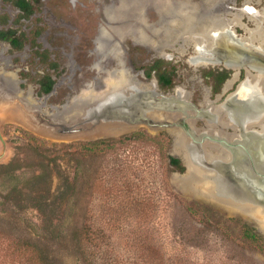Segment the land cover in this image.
<instances>
[{"label": "rangeland", "instance_id": "obj_1", "mask_svg": "<svg viewBox=\"0 0 264 264\" xmlns=\"http://www.w3.org/2000/svg\"><path fill=\"white\" fill-rule=\"evenodd\" d=\"M29 1L34 12L22 19L0 0V30L23 36L20 50L0 41V165L13 160L18 166L0 178V264H29L16 254L20 238L50 247L61 264H84L74 248L76 231L95 238L92 255L107 264H264L243 242L238 226L228 228L223 221L240 219L258 230L255 222L180 188L187 169L171 171L167 159L178 158L184 166L178 152L191 146L179 131L102 123L61 135L33 118L40 112L63 125H81L85 111L115 88L145 89L143 70L160 59L168 61L176 84L198 105L210 95L202 76L207 68L187 64L193 55L191 39L177 33L172 37L173 28L182 14L196 8L198 16L212 11L253 28L252 18L235 8L244 2L259 9L264 0ZM197 62L207 63L203 58ZM45 74L55 83L50 94L39 95L38 82ZM195 127L200 129L201 123ZM176 134L183 146L175 141ZM110 139L114 141L92 151L84 147ZM36 146L49 148L52 152H45L56 155L54 163ZM45 165L48 176L33 179ZM66 182L70 188L65 186L67 193L59 199L58 189ZM12 188L13 200L5 202ZM41 199L49 204L45 214L35 207ZM191 202L211 207L223 226H203Z\"/></svg>", "mask_w": 264, "mask_h": 264}, {"label": "flooded vegetation", "instance_id": "obj_2", "mask_svg": "<svg viewBox=\"0 0 264 264\" xmlns=\"http://www.w3.org/2000/svg\"><path fill=\"white\" fill-rule=\"evenodd\" d=\"M4 1V0H3ZM29 3L30 1L27 0ZM5 3L10 4L13 6L19 13L20 17L22 19H27L33 14L32 13L29 16H25L24 13L17 8L13 3L6 2ZM31 4V3H30ZM32 5V4H31ZM235 11L240 12L241 14L247 15L249 18H252V26L253 28H248L246 25L242 23V20H228L229 23H233L231 21H234L233 25L229 26V31L234 36L233 38L240 40L241 43L245 44L246 46H253L255 49H262L264 50V16L262 15V12L264 13V3L263 7L259 9H255L253 7L245 5L244 2L241 4L239 8H235ZM224 13V11H222ZM221 18L223 20H227L225 17ZM241 18V17H240ZM0 23L3 25L4 20L3 18L0 19ZM259 23V24H258ZM241 29L243 31V35L238 34L236 29ZM228 29L217 31L218 33H224L228 31ZM254 30V33H251V31ZM6 31H12L13 32V38L16 40H19V43L21 44V48L23 47V40L22 35L16 36V33L14 30L11 29H1L0 32H6ZM257 35H254L256 34ZM216 33V32H215ZM208 40L210 42V45H202L200 47H196L194 44L192 45L193 48V55H190L186 62L189 66L193 68H199V67H205L207 68L206 72H202V76L205 79V82H207L209 85V91L210 95H206L200 103H198V108H203L204 110H207L209 112V115L213 117L214 119L207 120H195L193 122L192 128H194V131L197 135L202 134L203 132L206 133L208 136H213L215 138L223 139L226 143L232 145V146H241L240 144L244 141L243 139L252 138L254 140V144L251 147H254L255 150H252V154L256 158L253 160V162L256 163L257 168L259 166V161H264V132L261 133V127H259V123L264 120V73L262 71L251 69L248 65L245 66H228L225 64L224 61L221 59L225 58L223 53H226L224 50L225 44L227 45L226 39H220L219 45L214 46V39H212V35L209 37ZM241 40H244L246 42H243ZM0 41H3L0 38ZM249 41V43H248ZM213 42V43H212ZM13 50H20L12 47L8 42H6ZM213 45V46H212ZM217 48V49H216ZM205 49H216L215 51H208L210 52V55L204 54L201 50ZM221 49V50H220ZM227 50H237L236 48L228 47L225 48ZM212 53V54H211ZM229 53V52H228ZM223 57V58H222ZM205 59V60H211L213 61H220V62H213V63H205V65H201L200 63L203 62H197L194 61V59ZM166 60H170L171 58L166 57L164 58ZM217 59V60H216ZM162 62L161 64L157 65L153 71H151L150 75H147L148 68L154 66L155 64H152L148 66L147 68H144L143 74L145 83H142L141 85L145 87L146 86L151 87L150 90H153V81L156 84V92L162 93V94H175V91L182 93L180 91L183 90L180 88L175 81V70L169 68L170 64L168 61L160 59ZM204 64V63H203ZM231 64V63H230ZM49 64V68H50ZM56 65V64H55ZM172 67V66H171ZM159 68V69H157ZM167 68L170 69V75L172 74V79L169 84H163V80L159 79V72L167 70ZM51 69V68H50ZM56 68L51 70H56ZM160 74V73H159ZM49 75V74H48ZM249 77V79H248ZM53 80V79H52ZM40 81V80H39ZM54 81V80H53ZM261 82V83H260ZM55 83V82H54ZM263 84V85H262ZM54 86V85H53ZM53 89V87H52ZM179 90V91H178ZM185 91V90H183ZM38 92H39V84H38ZM52 92V90L47 94H41V95H48ZM186 92V91H185ZM187 93V92H186ZM39 94V93H38ZM234 94V95H233ZM183 95V94H182ZM187 97H190V93H187ZM232 98H235L234 102H230ZM190 101V100H189ZM254 101V102H253ZM191 102V101H190ZM192 103V102H191ZM228 104L226 108H224L225 104ZM205 104H207L210 107H215L217 109V113H213L212 111H209L207 108H205ZM230 105V107H229ZM263 114V115H261ZM241 119L243 120L241 122ZM248 121L246 123L245 121ZM222 122V123H221ZM237 122V123H236ZM240 122V123H238ZM201 123V128L197 129L195 127V124ZM244 125V129L246 131L241 134L240 128ZM248 132H252V136H249L250 134ZM236 135V136H235ZM249 136V137H248ZM233 138V139H232ZM190 141V140H188ZM189 145V144H188ZM203 146H211L212 148H209V154L216 155V149L222 151L224 154L228 155L227 159H221L219 162L222 163H232L236 162V165L232 169H227L224 167H219V169L215 168L213 171L218 173L220 177H222L224 180H226L228 183L233 184L237 189L239 190L240 197L244 200L250 203L252 206L253 204L246 200L244 190L242 186H240L238 183L235 184V180L238 181V177L236 174H244L246 171L245 165L248 163V160L246 162H243L242 159L244 156H246L245 152L251 151L249 146L243 147L244 149H239L241 153L239 154V157H233L234 155H238L237 153H231L229 152L224 146L222 147V144H212L210 142H206ZM213 146H220V147H213ZM256 146H259L258 148ZM247 148V149H246ZM261 148V149H260ZM257 151V154H256ZM262 152V155H261ZM211 156V155H210ZM230 157V158H229ZM218 160V158L212 159ZM213 161H208L213 163ZM224 161V162H223ZM250 162V161H249ZM217 163V162H216ZM258 164V165H257ZM264 165V164H263ZM244 167V168H243ZM206 171H211L208 169H203ZM232 178H230V177ZM259 188L264 187L263 182L257 183ZM244 187V186H243ZM255 207V206H253ZM259 208V207H258Z\"/></svg>", "mask_w": 264, "mask_h": 264}, {"label": "water", "instance_id": "obj_3", "mask_svg": "<svg viewBox=\"0 0 264 264\" xmlns=\"http://www.w3.org/2000/svg\"><path fill=\"white\" fill-rule=\"evenodd\" d=\"M234 36L228 30L224 33L214 32L212 39H214V46L219 45V40L226 39L227 45L225 44L223 53L225 58L221 59L229 67L232 66H245L248 65L251 69H256L264 73V50L255 49L253 46H246L241 43L240 40L233 38ZM213 43V42H212ZM207 46L210 45L208 40ZM213 46V45H212ZM232 47L237 50H227L225 48ZM217 49V48H216ZM216 49H205L201 50L204 54L210 55L208 51H215ZM221 50V49H220ZM229 52V53H228ZM212 54V53H211ZM217 60V59H216ZM207 62H220L206 60ZM231 63V64H230ZM177 91V90H176ZM175 91V93H176ZM183 94L182 96H175V94H162L156 92V84L153 81V90H145L142 88H115L113 92L102 102L90 107L85 111V114L80 122L81 125H63L54 120L47 118L40 112H34L33 118L40 124L48 128H51L56 133L61 135H70L81 131V126L90 125L96 127L99 124L109 123H124L129 126L145 125L148 128L159 129H175L185 136L189 141V146L194 150H203L204 144L210 142L212 144H222L229 152L234 153L240 149L241 146H232L226 143L223 139L208 136L206 133L197 135L192 128L195 120H213L214 118L209 115L207 110L198 108L191 103L187 97V93L180 89ZM178 97V98H177ZM235 98H232L230 102H234ZM254 102V101H253ZM228 104L224 105L226 108ZM230 107V105H229ZM264 112V109H263ZM154 115V116H153ZM159 116V118L155 117ZM263 115V114H261ZM241 134L244 131V125L240 128ZM252 136V132H248ZM248 136V137H249ZM220 147V146H213ZM250 147L245 152L246 156L243 157L242 161L248 163L245 165L246 171L244 174H236L238 181L235 184H239L243 188L246 200H249L253 206L264 209V187L259 188V182L264 183V161H259V166L256 167V163L253 160L256 158L252 154L254 147ZM257 148L259 146H256ZM195 150V151H196ZM197 152V151H196ZM257 154V151H256ZM250 161V162H249ZM237 162V161H236ZM236 162L222 163L217 162L214 165L211 162H205L200 160L198 164L203 169L213 171L215 168L224 167L232 169L236 165ZM185 167V165H184ZM244 168V167H243ZM183 177L185 175H178ZM244 186V187H243ZM259 233L264 235L262 232L257 230Z\"/></svg>", "mask_w": 264, "mask_h": 264}, {"label": "trees", "instance_id": "obj_4", "mask_svg": "<svg viewBox=\"0 0 264 264\" xmlns=\"http://www.w3.org/2000/svg\"><path fill=\"white\" fill-rule=\"evenodd\" d=\"M6 2L13 3L17 8H19L24 15L27 17L32 13L33 6L27 1V0H4ZM0 38L3 41L8 42L12 47L16 49L21 48V44L19 43V40H16L13 38V32L12 31H6V32H0ZM161 60L154 61V66L148 68L147 75L149 76L151 71L158 67L159 63L161 64ZM51 69H55L56 65L52 64L50 65ZM159 69V68H157ZM170 70H165L162 72H159V79L163 80V84H171L170 81L172 79V74L170 75ZM39 84V95L41 94H47L52 90V87L54 85V81L52 80L51 76L48 74H45L43 77H41ZM171 86V85H170ZM114 140H101V141H95L86 144L87 149L89 151H92L94 149L100 148L99 146L102 143H109L113 142ZM64 147L72 148L74 146L72 145H66ZM46 152H52L49 150V148H44ZM35 151L40 152V154L45 157L50 163H54V159H56V155L52 154L51 156H47L46 152L40 147L36 146L34 148ZM54 153V152H53ZM57 153V152H56ZM168 165L171 167V171L183 173L184 172V166L182 165L181 161L178 158L168 156ZM18 170V166H16L15 161H10L8 164H2L0 165V178L3 176L11 175L15 171ZM48 165H45L44 168H42L39 172V175L34 177L35 180H41L48 176ZM66 190L70 188V184L68 182L63 183V185L58 189V198H64L65 194L67 193ZM15 189L12 188L8 195L4 197L5 202H10L13 200V196L10 194H13ZM12 197V198H11ZM43 199L40 200V202L35 206L36 209H38L40 212L45 214L44 207H47L49 204L47 202H43ZM196 214L199 215V217L202 220L203 226L208 227H214L218 228L219 226H224L229 228L230 224H234L238 226V232L241 235L243 242L250 247V250L258 253L264 258V236L259 233L255 228H253L250 224L243 222L240 219H227L222 222V218L219 216V214L214 211L209 206H202L196 202H191L188 204ZM8 226H12L10 224H7ZM224 227V228H225ZM79 235V232H75V236L73 238V241H75V249H78V252L81 253L83 257L84 264H107L106 262L102 260H95L94 255H92V250L94 248L93 243L95 238H90L89 234L85 233L83 237ZM16 246V254L24 257V259H27V263L29 264H61L56 257H53L50 252V247L41 244L38 241H30L28 239H17ZM146 264V263H143Z\"/></svg>", "mask_w": 264, "mask_h": 264}, {"label": "bare ground", "instance_id": "obj_5", "mask_svg": "<svg viewBox=\"0 0 264 264\" xmlns=\"http://www.w3.org/2000/svg\"><path fill=\"white\" fill-rule=\"evenodd\" d=\"M196 10L197 8L194 10L193 13L189 10V12H187L185 15L182 14V19L180 23L176 26L175 29L173 28V33L171 34L172 37H174L175 36L174 34L177 33V36L180 35L183 37L185 36V37L190 38L192 41L190 40L191 42L189 41V44L192 43L196 47L198 46L200 47L208 43V36L210 37L214 32H217L220 30L225 31L226 29L230 28L229 26H231V24L233 25L234 23L233 21H232L233 23H229V21H225L220 17H216L215 16L216 13H211L212 12L211 10H210L211 12L209 11L210 12L209 14L208 13L204 14L203 12L204 10H202L199 12V16H198L196 15ZM262 15L264 16V13H262ZM251 33H254V30L251 31ZM254 35H257V32ZM146 90H150V88H146ZM175 96L183 97L182 93H179L177 91L175 93ZM205 105L209 111H212L213 113H217L218 110L215 109V107H210L207 104ZM155 117L159 118V116H156V115ZM242 121L243 120L241 119V122ZM245 122L248 123L247 119ZM259 127H261L260 128L262 130L261 133H263L264 132V120H262L259 123ZM174 138H175V141L181 142L182 146L184 145V142L181 141L178 134L174 135ZM243 140L244 141L240 144L241 145L240 149H244L243 147L245 146L246 147L252 146L255 143L252 138L243 139ZM182 146H180L179 149H181ZM181 150H179L180 152H178V155L187 169V175L184 177V179H181L182 181L179 182L180 188L183 187V190L192 192L195 195L202 198L203 200H208L214 204L228 207L229 209H231V211L233 209L234 211L239 212L244 217L255 222L258 230L264 234V209L253 207L250 203H248L247 201H244L240 197V193L237 187H235L231 183H228L226 180L220 177L218 173L214 171H206V170L204 171L201 169L202 166H200L199 164L196 166L197 162H199L200 160L208 162L209 160L213 161L212 159L218 158V160L213 161V164L216 165L217 164L216 162H219V160L227 159L228 155L224 154L220 150L218 151L216 150V155L214 156V154L213 155L209 154L210 153L209 148L208 149L203 148V150H196L197 152H195L191 147H189V149H186L185 147H183V149ZM240 153L241 151L238 152V155L236 154L233 157H239ZM261 155H262V152H261Z\"/></svg>", "mask_w": 264, "mask_h": 264}]
</instances>
